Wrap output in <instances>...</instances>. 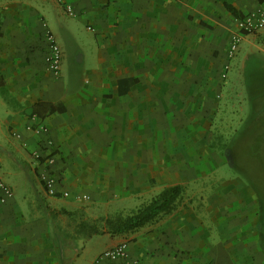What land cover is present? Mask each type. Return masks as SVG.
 Masks as SVG:
<instances>
[{
    "label": "crops",
    "instance_id": "0c3cea01",
    "mask_svg": "<svg viewBox=\"0 0 264 264\" xmlns=\"http://www.w3.org/2000/svg\"><path fill=\"white\" fill-rule=\"evenodd\" d=\"M69 4L72 15L54 0H0V177L12 190L0 202V264H60L51 230L60 225L40 202L96 219L128 214L177 184L175 211L134 232L98 235L107 242L88 264L122 240L126 259L98 264H264V204L237 183L205 185L207 172L234 157L220 142L232 129L222 126L230 107L218 102L236 29L226 5L244 16L264 2ZM82 24L94 36L87 50ZM47 32L63 54L58 76L44 61ZM68 51H76L72 63ZM82 71L88 80L78 86ZM47 157L56 196L38 179ZM95 237L69 240L62 256L76 264V246L84 251Z\"/></svg>",
    "mask_w": 264,
    "mask_h": 264
},
{
    "label": "rangeland",
    "instance_id": "374dc122",
    "mask_svg": "<svg viewBox=\"0 0 264 264\" xmlns=\"http://www.w3.org/2000/svg\"><path fill=\"white\" fill-rule=\"evenodd\" d=\"M235 18L233 23L236 26ZM78 31L85 50L91 48L94 37L92 32L88 31L84 24L79 25ZM262 31L264 29L249 34L253 41L250 37L241 41L237 51L228 61V69L224 71L222 67L220 72V79L224 83L218 102L221 106L227 104L230 107L223 111L225 115L222 126L225 125L227 130V127L232 124L230 132L227 131L228 133L224 134L222 131L220 142L223 145L232 146L234 157L232 160L222 161L221 165L213 168L214 172H207V176H213V178L207 180L205 185L212 189L216 186L223 188L225 184L237 183L245 188L248 187L253 195L251 197L264 204V32L261 33ZM76 55V51H68L63 59L67 61L66 63L69 60L72 63ZM225 72L226 76L223 77ZM84 80H88V77L82 71L78 77V86H82ZM253 86L258 91L254 89L257 96L252 97L253 100H251L250 89ZM251 106L254 108L252 111H250ZM235 109H238V112ZM55 209H61V206H56ZM76 210L81 211V208ZM55 223L63 227L65 232H71L73 229V221L66 215L58 214ZM51 230L54 239H60L53 227ZM106 242L107 238L97 236L84 251L80 250L78 244L76 248L81 253L76 264H88L91 256L103 248ZM73 244L75 243L71 241L68 246Z\"/></svg>",
    "mask_w": 264,
    "mask_h": 264
},
{
    "label": "trees",
    "instance_id": "16d2710c",
    "mask_svg": "<svg viewBox=\"0 0 264 264\" xmlns=\"http://www.w3.org/2000/svg\"><path fill=\"white\" fill-rule=\"evenodd\" d=\"M259 1L264 2V0ZM226 8L235 17H242L230 5H226ZM38 105L42 104H35V107L31 108L30 114L36 115L39 113L36 109ZM183 190V186L180 184L169 186L128 214L115 213L96 219L84 218L77 211H67L63 208L56 210L44 202H40L39 205L52 221H55L58 214H64L73 221L71 232H65L60 227H55L56 235L60 237V239L57 238L56 240V250L59 254L60 264H72L71 259L62 256V249L67 245L69 240L72 241L78 238L89 239L93 236L104 234L119 236L134 232L175 211L182 199Z\"/></svg>",
    "mask_w": 264,
    "mask_h": 264
},
{
    "label": "built area",
    "instance_id": "2783aa9c",
    "mask_svg": "<svg viewBox=\"0 0 264 264\" xmlns=\"http://www.w3.org/2000/svg\"><path fill=\"white\" fill-rule=\"evenodd\" d=\"M57 4L61 5L67 15H72V7L69 4V0H54ZM236 29L231 34L230 41L226 52V60L223 65L224 71L228 69V61L233 57L237 51L243 36L259 32L264 29V10H258L254 13L246 14L242 17L235 18ZM89 30H91L88 27ZM45 40L47 42L48 51L45 54L44 61L46 67L50 73L58 76L61 69L62 51L53 35L49 32L45 34ZM223 77L226 76V72L223 73ZM52 160L47 157L42 163V168L38 173V179L43 186L44 191L49 196H56L58 193L57 179L51 169ZM62 197H68L67 191H61ZM12 195L11 188L0 177V202H5ZM85 198V196H82ZM81 198V197H79ZM127 241L122 240L111 248L103 250L95 258L94 264H98L100 261L116 262L125 260L127 257Z\"/></svg>",
    "mask_w": 264,
    "mask_h": 264
}]
</instances>
